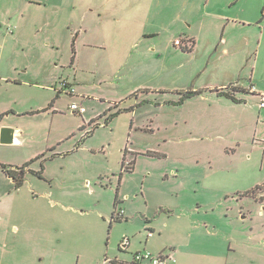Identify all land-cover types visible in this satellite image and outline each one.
<instances>
[{
  "label": "rangeland",
  "instance_id": "374dc122",
  "mask_svg": "<svg viewBox=\"0 0 264 264\" xmlns=\"http://www.w3.org/2000/svg\"><path fill=\"white\" fill-rule=\"evenodd\" d=\"M186 36L197 39L192 54L173 45ZM64 81L92 99L88 118L111 108L97 127L80 125L69 106L83 100ZM147 81L166 92L140 89ZM205 83L264 94V0H0V117L19 133L0 144V164H28L11 196L29 228L13 264L132 262L140 249L167 264H264V205L237 192L264 183L260 96L232 105L170 94ZM38 86L55 90L56 114L18 116L39 110ZM123 150L133 171L120 175ZM120 210L128 221L110 222Z\"/></svg>",
  "mask_w": 264,
  "mask_h": 264
},
{
  "label": "crops",
  "instance_id": "0c3cea01",
  "mask_svg": "<svg viewBox=\"0 0 264 264\" xmlns=\"http://www.w3.org/2000/svg\"><path fill=\"white\" fill-rule=\"evenodd\" d=\"M196 40L197 39H195V36H186L184 39L183 38L182 39H175V41L173 42V45L175 47H178L185 54H186V52H188L189 54H192V53H194L193 50H194V47L196 45L195 43L197 42ZM177 41H179L178 44H176ZM189 44H191V47L189 46ZM107 45L112 47V48L114 47V44L111 43V42L107 43ZM101 48L105 49L106 46H101ZM224 52L227 53V50H224ZM77 54H78V52L75 49L74 57H73L75 63H78L77 62ZM73 84H69V85L74 89L75 93L73 95H69V94H67V95L75 96L76 98L77 97L81 98V100H83V101H81L80 105L84 108L85 102L86 101H90L92 99H89L88 96H85V95L83 96V94H81V93L78 94L76 92L75 88L73 87ZM150 85H151L150 81H147L146 84H145V88H144V85L139 87V88L140 89H146L145 91H149L148 93L152 92V93H157L158 94L159 92H163V91L166 92V90H162V88H154L153 86H150ZM45 87L46 88H42L41 86H38L36 88L35 87L31 88L32 89V94H31L30 100L33 101V104L36 105L35 107H38L39 110H36L34 112H29L28 110L30 108H28V109L26 108V109L22 110V112H19L18 116L41 115V114H46L47 115V114H50V112H52L51 114H56V110L53 109V103H54L53 92L55 90L52 89L49 86H45ZM252 88H253V90H252ZM136 89L137 88H135L134 90H136ZM188 91H196L199 94L194 95V96H192L190 98L184 99L182 101L183 103L186 102V101H190L192 99L197 100L200 103L201 102H204V103H207V102L217 103V102H220V100H225L229 104L240 105L241 103L246 102V100L243 99V98H238V97H240V96H237L239 93H246V94L251 93L252 95H260L261 94V93L259 94V92L255 89V87L253 85L250 86V88H246L244 85H241L239 83H236V84L230 83L228 85H226V83H222L220 85L205 83V84L199 85V86H196V84H193V85L189 84V86H188V84H186L185 88H183V89L178 90V88H174L173 90L170 91V94L183 95V94H185V92H188ZM219 92L230 93L236 100H238L240 102L239 103H235L232 100L226 98L225 96H220ZM72 103H75V102H72ZM24 107H25V105H24ZM107 108H108V106L101 108V110H99V111L93 112V114L89 118L86 116L88 114V110L85 109V108H84L85 112L83 114H78V113L73 112V111L72 112L74 114L79 115L82 118L83 122L80 123V125L84 124V121H85V122H88V123H94L95 127H97V124H95V120H97L100 117L105 116L106 113L111 110V108H108V109ZM120 113H122V111ZM111 120H112V118L109 119V121L107 123H105V125H107ZM3 127H4V125H3L2 117H0V130ZM12 130H13L12 138L13 137L16 138L17 135L19 134L17 132V128L12 129ZM63 139H64V136L61 137L58 140L57 143L58 144L61 143V141H63ZM3 145H6V144H3ZM76 149L77 148H74V151ZM74 151H72V152H74ZM123 151H124L123 157L125 156V160H126L127 155H126L125 150H123ZM55 155H58V154H53V156H55ZM123 157H122V159H123ZM132 161H133V164H134V159ZM122 172H124V171L121 170V174L120 175H122ZM25 175H24V179H23L22 185H24L25 182H26ZM110 182H111V180H110ZM122 183H123V177L120 176V177H118V183H117L118 190L121 188V184ZM263 185H264V183H260V181L254 182V183L250 184L249 186H247L248 188H244L246 190L237 191L239 193L238 196L239 197H245V196H240V195H243V193H245L247 191H251L255 187H262ZM21 186L19 188H14L13 180L11 178H9L8 176H6L4 174V172H2V170L0 169V221L1 220L3 221V225L2 226L0 225V260L3 262V264H13L14 260H19L22 257H26V256L19 255V253H18L19 250L17 248H15L14 246H12V243L14 242V239H16V237L18 235H20L21 231H22V234L24 236L29 231V228H28L27 224L24 223V222H21V220L24 219L23 208L19 204V201H16L14 199V197H11L13 195V192L15 190L20 189ZM94 194H95V190L91 189V195H94ZM252 197L255 198L256 200H258L260 202L261 206H263L264 205V188L259 190ZM68 209L69 208H66V210H68ZM262 209L264 210V207H262ZM1 211H2V213H1ZM162 211L167 212L168 210H164L163 209ZM72 212H73V214H77L76 210H74ZM123 212H124V215H123L122 219H124V221L127 222L128 221V217H126V212L125 211H123ZM109 213L108 212L107 213H103V214L99 213V216H101L103 221H105V219H106V217H108ZM11 215H16L18 217V224L14 223L12 225V227L9 226L7 224V222H6L7 219H8V216H11ZM40 215H41V210L40 209H38L37 211L34 212V216L37 219L34 221L33 230H34V233L37 235L35 240H38L39 243H41V241L44 240L43 238H41V228H42V226L40 225ZM111 217H112V214L110 216V220L109 221L110 222H115V221L111 220ZM119 222H117V223H119ZM152 231L150 230V233H152ZM10 235L13 236L11 238L12 240L8 239V237ZM145 237H147V236H145ZM150 238H153V236H151ZM140 250H137V252L138 251L140 252ZM156 251H159V250H156ZM39 257H41V256H39ZM76 257L80 258L79 254H77ZM98 257H101L100 253L98 254ZM107 261L110 264H113V261L122 262L123 264H130L131 263V261L128 262L126 260V257H120V256L109 257V258H107ZM77 263H78V260L76 261V264ZM30 264H32V260H31Z\"/></svg>",
  "mask_w": 264,
  "mask_h": 264
},
{
  "label": "trees",
  "instance_id": "16d2710c",
  "mask_svg": "<svg viewBox=\"0 0 264 264\" xmlns=\"http://www.w3.org/2000/svg\"><path fill=\"white\" fill-rule=\"evenodd\" d=\"M199 94L196 91H188L185 92V94H183V96L181 97L180 101L182 102L184 99L190 98L194 95ZM220 96H225L226 98L232 100L235 103H239L240 101L236 100L230 93L227 92H219ZM121 111H117L113 114H111L109 116V119L115 117L116 115H118ZM108 119V120H109ZM107 123V122H106ZM125 156L123 157V161H122V171L124 172H131L133 167L130 166V163H125ZM28 164H25L21 167H12V166H8V165H4V164H0V169L2 170V172H4V174L6 176H8L9 178H11L14 182V187L18 188L22 185L23 179H24V175H25V169L27 167ZM133 165V163H132ZM262 188H264V185L262 187H255L254 189H252L251 191H247L245 193H243V195L240 196H254L259 190H261ZM112 221L115 222H119L121 221V219L117 218V216L115 214H112L111 217ZM162 254V253H160ZM134 256V254H133ZM133 258V257H132ZM113 264H123L122 262H118V261H113ZM130 264H143V263H136L135 261L132 260V262Z\"/></svg>",
  "mask_w": 264,
  "mask_h": 264
},
{
  "label": "built area",
  "instance_id": "2783aa9c",
  "mask_svg": "<svg viewBox=\"0 0 264 264\" xmlns=\"http://www.w3.org/2000/svg\"><path fill=\"white\" fill-rule=\"evenodd\" d=\"M178 43L179 41L176 42V44ZM61 86L66 94L73 95L75 93L74 89L67 82L65 81L62 82ZM259 96H260L259 108L264 110V94H261ZM69 108L71 111L76 112L78 114H83L85 112V109L81 105H78L76 103L70 104ZM115 215L117 216V218L122 219L124 212L123 210H120L116 212ZM133 261H135L136 263H143V264H167L168 261L174 263V259H172L169 255H163V254L152 255L147 251L135 253L133 256Z\"/></svg>",
  "mask_w": 264,
  "mask_h": 264
},
{
  "label": "water",
  "instance_id": "95a60500",
  "mask_svg": "<svg viewBox=\"0 0 264 264\" xmlns=\"http://www.w3.org/2000/svg\"><path fill=\"white\" fill-rule=\"evenodd\" d=\"M13 130L12 129H7L3 128L0 131V143L1 144H10L13 142L12 138Z\"/></svg>",
  "mask_w": 264,
  "mask_h": 264
}]
</instances>
